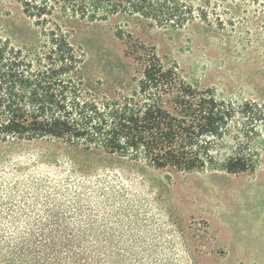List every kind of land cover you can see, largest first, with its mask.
Masks as SVG:
<instances>
[{
	"label": "trees",
	"instance_id": "16d2710c",
	"mask_svg": "<svg viewBox=\"0 0 264 264\" xmlns=\"http://www.w3.org/2000/svg\"><path fill=\"white\" fill-rule=\"evenodd\" d=\"M226 1L17 0L34 36L14 43L0 32V148L43 145L54 154L98 155L183 174L256 171L264 155V102L217 97L120 29L114 35L126 44L133 74L125 83L90 81L84 53L71 42L79 22L115 16L170 31L196 22L219 26ZM37 159L57 162L56 155ZM87 174L0 172L5 214L38 217L0 221V264L118 263L98 251L106 241L89 234L95 224L80 192Z\"/></svg>",
	"mask_w": 264,
	"mask_h": 264
},
{
	"label": "rangeland",
	"instance_id": "374dc122",
	"mask_svg": "<svg viewBox=\"0 0 264 264\" xmlns=\"http://www.w3.org/2000/svg\"><path fill=\"white\" fill-rule=\"evenodd\" d=\"M224 7L221 25L196 22L177 31L123 16L79 22L71 42L84 53L90 81L125 83L133 74L126 44L114 35L120 29L217 97L264 102V0H227ZM0 32L14 43L34 36L17 0H0ZM5 152L0 148L1 173L88 172L80 192L95 224L89 234L106 241L98 251L110 263L117 257L116 264H264V155L256 171L228 175L153 170L35 144ZM41 154L56 155L57 162L35 163ZM6 212L0 206L1 222L38 218Z\"/></svg>",
	"mask_w": 264,
	"mask_h": 264
}]
</instances>
